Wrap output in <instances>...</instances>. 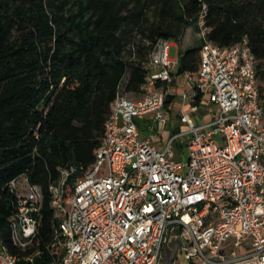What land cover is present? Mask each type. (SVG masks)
Wrapping results in <instances>:
<instances>
[{"label": "built area", "instance_id": "2783aa9c", "mask_svg": "<svg viewBox=\"0 0 264 264\" xmlns=\"http://www.w3.org/2000/svg\"><path fill=\"white\" fill-rule=\"evenodd\" d=\"M205 36V35H204ZM160 40L142 94H120L93 166L66 194L70 172L51 187L56 215L52 259L45 264H264V93L248 40L221 47L205 39L191 91L180 94L187 127L159 149L143 139L138 121L170 119L178 62ZM212 109L198 123L188 106L196 91ZM207 98V100L205 99ZM186 137L187 160L174 143ZM74 170H72L73 172ZM14 239L26 248L39 234L40 196L22 178ZM233 239V245L229 241ZM42 258L41 253H37ZM0 240V264H19ZM34 264V257L26 259Z\"/></svg>", "mask_w": 264, "mask_h": 264}, {"label": "trees", "instance_id": "16d2710c", "mask_svg": "<svg viewBox=\"0 0 264 264\" xmlns=\"http://www.w3.org/2000/svg\"><path fill=\"white\" fill-rule=\"evenodd\" d=\"M188 30L200 41L180 53L176 75L200 72L205 39L221 47L247 39L264 93V0H0V240L19 264L52 259L51 187L70 172L74 194L118 96H140L157 43H182ZM202 99L197 90L195 105ZM22 178L41 206L26 248L13 233Z\"/></svg>", "mask_w": 264, "mask_h": 264}, {"label": "crops", "instance_id": "0c3cea01", "mask_svg": "<svg viewBox=\"0 0 264 264\" xmlns=\"http://www.w3.org/2000/svg\"><path fill=\"white\" fill-rule=\"evenodd\" d=\"M189 31H193V30H189ZM196 37H197L196 38V44H197V43H199L200 39L197 35H196ZM182 43H183V41H182ZM183 45H184V43H183ZM173 47H174V44L172 43L171 52H172ZM186 49L184 48V50H186ZM173 60H175V59H173ZM178 62H179V60H178ZM177 71H178V67H177L176 72H175L176 81H175V84H174V87L172 90L173 96L170 99V103L168 106L170 119L166 123H164L163 132H164L165 136L163 135L161 137L159 136L160 138H158V137L154 138V136H152V135H146L145 133H143V131H142L143 127L142 126L144 125L145 127L147 126L149 133H152L153 135L157 134L158 133V131H157L158 122H155V121L153 122V121H150L147 119H143V120L138 121V126H139V130L141 133V137L143 139H149L152 142V144L155 145L159 149H164V147L166 146L167 142L170 139H172V138H174V137H176L182 133H185L187 130V127L182 123V120H181L180 94H182L185 91H191L193 89V86H192V84L190 85V84L185 83V79L183 77L184 75H182V76L176 75ZM195 103L196 102L193 100L191 105L188 106L187 110L193 111V108L197 109V111L196 110L193 111L192 114H193V117L195 118V120L198 122L199 117H198L197 113L199 111H201L202 105H206V103L201 101L198 106H196ZM207 115H208L207 112L201 114V118L199 120L203 121L205 118H207ZM174 151H175L177 159L180 157L185 158L187 156V152L189 153V146H188V141H187L186 137H180L175 141Z\"/></svg>", "mask_w": 264, "mask_h": 264}, {"label": "rangeland", "instance_id": "374dc122", "mask_svg": "<svg viewBox=\"0 0 264 264\" xmlns=\"http://www.w3.org/2000/svg\"><path fill=\"white\" fill-rule=\"evenodd\" d=\"M196 35H195V33H194V31H187V33H186V36H185V38L182 40L183 41V43H184V45H183V43H177V42H172L173 44H174V47L172 48V52H171V57L173 58V59H175L176 60V62H178V60L180 59V52H182L183 50H184V48L186 49V48H188V47H192V46H194V45H196ZM129 97H131V98H136V97H134V96H129ZM206 100H207V98H205ZM212 109V107L210 106V105H208V104H206V105H202V107H201V111H199L197 114H198V123H200V118H201V114H203V113H208L210 110ZM197 111V110H196ZM146 119L147 120H150V121H155V116L154 115H149L148 117H146ZM156 126V125H155ZM143 128H142V131H143V133H145L146 135H152V136H154V138H156V137H158V138H160L161 136H163L164 135V132H163V129H164V123H158L157 124V131H158V133L157 134H155V135H153L152 133H149V130H148V128H147V126L145 127L144 125L142 126ZM145 127V128H144ZM160 127V128H159ZM161 134V135H160ZM160 136V137H159ZM165 136V135H164ZM188 156H189V153L187 152V156L185 157V158H183V157H180V158H178L179 160H187V158H188ZM233 243H234V240L233 239H231L230 241H229V245H233ZM185 263V258H184V256L182 255V254H179L178 255V258H177V260L175 261V263L174 264H184Z\"/></svg>", "mask_w": 264, "mask_h": 264}]
</instances>
